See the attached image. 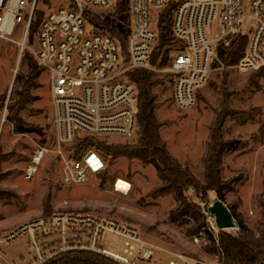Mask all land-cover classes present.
<instances>
[{
  "label": "rangeland",
  "instance_id": "374dc122",
  "mask_svg": "<svg viewBox=\"0 0 264 264\" xmlns=\"http://www.w3.org/2000/svg\"><path fill=\"white\" fill-rule=\"evenodd\" d=\"M67 4L68 0H39L37 15H47ZM34 31L35 28L31 35ZM23 35L24 25L18 24L11 37L13 42L0 39V264L39 261L28 234L12 241H5V237L26 224L55 215L88 216L100 223L114 221L121 227L135 228L141 239L155 245L153 258L138 264H167L178 256H183L190 264L225 263L217 228L212 231L215 234L212 244L204 231L189 235L195 225L193 219L170 223L169 214L177 204L172 196L152 197L160 181L154 167L144 166L141 161L119 156L107 163V175L97 176L87 185L68 187L61 183L58 159L51 153L41 160L34 176L28 178L27 171L35 154L43 147L55 150L57 142L47 74L42 72L29 86L25 85L32 69L30 58L21 54L18 44ZM171 50L165 47L152 68L144 70L155 82L152 95L157 121L164 124L161 134L169 145H184L197 153L195 160L183 165H188L196 178L203 181L207 128L209 132L215 112H231L224 126V139L240 141L242 149L224 159L222 176L224 180H235L236 191L228 193L222 202L239 217L234 218L236 229L224 232L237 236L241 220L258 237L264 213V81L254 82L253 74L239 72L235 65L227 67L226 53H220V62L215 63L208 83L197 92L196 106L183 111L177 107L172 80L167 73ZM25 96L26 103L16 108L15 104ZM140 139L141 133L129 142L116 141V138L102 141L106 146L134 147L139 145ZM118 179L130 183L128 194L115 190ZM187 196L202 209L219 200L214 192L209 194L206 204L194 191ZM35 234L45 258L36 264L82 251L80 246L90 239L88 228L70 227L66 239L71 248L64 251L57 226ZM124 243L121 237L107 232L99 239V244L111 252H116L117 246L123 247Z\"/></svg>",
  "mask_w": 264,
  "mask_h": 264
},
{
  "label": "built area",
  "instance_id": "2783aa9c",
  "mask_svg": "<svg viewBox=\"0 0 264 264\" xmlns=\"http://www.w3.org/2000/svg\"><path fill=\"white\" fill-rule=\"evenodd\" d=\"M38 1L0 0V39L13 42L16 26L23 24V40L18 43L21 54L29 52L48 76L57 146L53 151L43 147L35 154L27 171L29 179L41 160L53 153L64 186L90 184L106 163L92 149L75 155L78 142L85 137L106 141L116 138L121 142L137 138L139 89L129 79V73L152 68L159 16L171 2L177 4L171 21L172 36L177 42L167 46L172 48L167 73L180 110L196 106L198 90L208 83L215 63L220 62V53L231 49L237 36L247 38V47L234 68L251 74L264 70V0H127L128 13L121 21L123 31L127 30L125 47L97 27L115 11L120 0H68L66 7L41 15L31 35L40 17ZM207 219L209 229L214 231L215 218ZM54 226L59 228L64 251L71 248L67 231L78 226L90 232L89 242L80 249L121 264H138L154 256V249L135 228L121 227L114 221L100 223L88 216L55 215L40 219L20 227L5 241L28 234L38 253V263L45 258L35 233ZM106 232L126 240L123 254L109 252L99 244ZM182 263L190 264L183 256L168 264Z\"/></svg>",
  "mask_w": 264,
  "mask_h": 264
},
{
  "label": "trees",
  "instance_id": "16d2710c",
  "mask_svg": "<svg viewBox=\"0 0 264 264\" xmlns=\"http://www.w3.org/2000/svg\"><path fill=\"white\" fill-rule=\"evenodd\" d=\"M127 0H120L115 11L111 13L107 19L101 24L97 19V26L100 32L109 33L113 37L119 39L121 45L125 47V39L127 30L123 31L121 21L127 15L128 10L125 8ZM177 4L171 2L161 12L158 21V41L152 56V63L161 55L163 49L173 45L177 39L172 36L171 21L173 12ZM41 20L38 16L33 30L37 28ZM103 25V26H102ZM247 47V38L243 36L235 37V44L231 49L226 51L225 64L227 67L235 65L244 55ZM223 53V52H222ZM224 53V54H225ZM28 56L31 60L30 77L25 85L29 86L36 77L43 72L37 66L32 55L25 51L23 55ZM255 80L263 79L264 70L259 73H254ZM129 79L132 80L139 89L138 101V123L141 133V139L138 146L134 147H113L104 145L102 140H97L90 137H85L76 145L75 155L82 153L87 149H92L99 153L102 157L108 158L105 169L98 174V177L108 174V164L119 156L128 159L141 161L144 166H152L156 171L159 187L152 193V197L164 198L172 196L176 202V207L169 214V221L172 224H177L186 218L194 220L195 225L188 232L190 236L199 234L201 231L207 235L210 242L215 243V234L209 229L207 224V216L204 209L192 202L187 194L190 191L196 193L202 203L206 204L210 193L214 192L217 198L225 201L228 193L236 191L235 180H224L222 173L224 172V159L227 155L242 149V144L237 140H225L224 126L226 120L231 117V112L221 110L215 112V118L209 126V136L206 144V153L203 158L204 180L201 181L194 175L192 169L188 165L181 164L168 150L167 144L161 139L160 130L164 124L157 121L155 114L156 105L155 97L152 95V88L155 82L151 80V74L144 70H135L129 73ZM27 101V96L22 97L15 107L19 108ZM15 109V108H14ZM100 141V142H99ZM102 142V143H101ZM234 218L238 219L235 214ZM240 232L237 236L227 234L224 231L219 232L220 247L224 254L225 263L223 264H264V213L263 220L259 225V236L249 230L245 224L239 221ZM46 264H121L105 255L82 250L71 252L47 262Z\"/></svg>",
  "mask_w": 264,
  "mask_h": 264
},
{
  "label": "water",
  "instance_id": "95a60500",
  "mask_svg": "<svg viewBox=\"0 0 264 264\" xmlns=\"http://www.w3.org/2000/svg\"><path fill=\"white\" fill-rule=\"evenodd\" d=\"M204 213L209 217L212 216L215 218L217 228L220 231L233 230L236 228V223L231 211L221 200H216L211 205H205Z\"/></svg>",
  "mask_w": 264,
  "mask_h": 264
},
{
  "label": "crops",
  "instance_id": "0c3cea01",
  "mask_svg": "<svg viewBox=\"0 0 264 264\" xmlns=\"http://www.w3.org/2000/svg\"><path fill=\"white\" fill-rule=\"evenodd\" d=\"M203 91H204V89H203ZM202 91V92H203ZM264 112V111H263ZM210 124V123H209ZM163 127H162V129H161V132L160 133H163ZM205 136H206V139L208 138V136H209V132H208V128H207V132H206V134H205ZM161 137L164 139V137L162 136V134H161ZM165 140V139H164ZM166 141V140H165ZM201 142H202V139L200 140ZM166 143H167V146H168V150H169V152L180 162V163H182V164H188L190 161H192V160H195L197 157H196V155H197V153H194L195 151H191V150H189V149H187L186 148V146H184V145H182V146H178V145H176V144H171V145H169L168 144V141H166ZM196 150V149H195ZM122 239H124V238H122ZM125 240V239H124ZM125 242H126V240H125ZM147 243V242H146ZM125 244V243H124ZM148 244V243H147ZM148 245H150L153 249H154V247H155V245H151V244H148ZM105 249V248H104ZM121 249V250H120ZM107 250V249H106ZM123 250H124V245H123V247H120V245H118L117 246V251L116 252H112V253H119V254H123ZM107 251H109V250H107ZM109 252H111V251H109ZM172 257V256H171ZM171 257H170V259H171ZM173 259V258H172ZM169 260L168 261V263L170 262V261H173V260ZM176 259V258H175ZM174 259V260H175ZM167 263V264H168ZM182 264H184V263H182Z\"/></svg>",
  "mask_w": 264,
  "mask_h": 264
},
{
  "label": "bare ground",
  "instance_id": "6f19581e",
  "mask_svg": "<svg viewBox=\"0 0 264 264\" xmlns=\"http://www.w3.org/2000/svg\"><path fill=\"white\" fill-rule=\"evenodd\" d=\"M115 186V190L120 193L128 194L131 190L130 183L122 179H118Z\"/></svg>",
  "mask_w": 264,
  "mask_h": 264
}]
</instances>
